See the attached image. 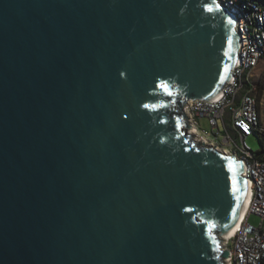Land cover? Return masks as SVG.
<instances>
[{"label": "water", "instance_id": "95a60500", "mask_svg": "<svg viewBox=\"0 0 264 264\" xmlns=\"http://www.w3.org/2000/svg\"><path fill=\"white\" fill-rule=\"evenodd\" d=\"M237 21L220 0H0V264H225L242 160L185 109L230 78Z\"/></svg>", "mask_w": 264, "mask_h": 264}, {"label": "built area", "instance_id": "2783aa9c", "mask_svg": "<svg viewBox=\"0 0 264 264\" xmlns=\"http://www.w3.org/2000/svg\"><path fill=\"white\" fill-rule=\"evenodd\" d=\"M237 17L236 58L231 76L209 99H189L187 123L199 130L196 136L208 145L242 160V175L250 182V201L240 226L221 241L229 254L225 264H264V149L253 151L246 139L264 133V98H259V68L264 61V2L220 0ZM207 118L210 130L200 127ZM219 120H222L223 130ZM190 133V128L187 129ZM206 137V138H205ZM250 213L261 218L260 225L248 222Z\"/></svg>", "mask_w": 264, "mask_h": 264}, {"label": "rangeland", "instance_id": "374dc122", "mask_svg": "<svg viewBox=\"0 0 264 264\" xmlns=\"http://www.w3.org/2000/svg\"><path fill=\"white\" fill-rule=\"evenodd\" d=\"M259 1L264 2V0H259ZM256 78L262 86L261 97L264 98V61L260 65L259 75H257ZM263 113H264V109H263ZM263 121H264V117H263ZM219 126H220V129L223 130L224 126H223L222 120H219ZM200 127L206 130H210L211 125L209 123V120L207 118H202L200 120ZM246 142L252 148L253 151H258L263 148V142L260 138V134L255 133V134L248 136L246 139ZM248 222H250L251 224L255 226H258L260 225L261 218L255 213H250L248 216Z\"/></svg>", "mask_w": 264, "mask_h": 264}, {"label": "bare ground", "instance_id": "6f19581e", "mask_svg": "<svg viewBox=\"0 0 264 264\" xmlns=\"http://www.w3.org/2000/svg\"><path fill=\"white\" fill-rule=\"evenodd\" d=\"M198 131L199 130H197V129L196 130H192L190 128V133L191 134L196 135V132H198ZM193 138H195L196 140H199V141H205V142H207V140H204V139L202 140V139H200L197 136H194ZM222 151L225 152L224 150H222ZM245 178H246L245 199H244V203H243V206L241 208L240 214H239L236 222L230 227V229H228L225 232H221V234H220L221 238H224V236H228L229 234L233 233L240 226L243 217L246 215V212H247V209H248V206H249V201H250V191H251V188H250L249 179L247 177H245Z\"/></svg>", "mask_w": 264, "mask_h": 264}, {"label": "snow or ice", "instance_id": "6c2138e0", "mask_svg": "<svg viewBox=\"0 0 264 264\" xmlns=\"http://www.w3.org/2000/svg\"><path fill=\"white\" fill-rule=\"evenodd\" d=\"M205 7H206V9L208 10V11H213L214 10V8L211 6V5H205ZM219 6H217V8H218ZM228 24H234V20L233 19H231V18H229L228 19ZM229 46H231V39H229ZM225 55H228V52H226L225 53ZM225 71L227 72V66L225 67ZM234 215H235V213H234Z\"/></svg>", "mask_w": 264, "mask_h": 264}, {"label": "trees", "instance_id": "16d2710c", "mask_svg": "<svg viewBox=\"0 0 264 264\" xmlns=\"http://www.w3.org/2000/svg\"><path fill=\"white\" fill-rule=\"evenodd\" d=\"M261 91H262V86H261V84H260V85H259V98H261ZM174 101H175L176 103H178V104H181V103H182V101L179 100L177 97L174 98ZM180 115H181V114H180ZM260 138H261V140H262V142H263V148H262V149H264V133L260 134Z\"/></svg>", "mask_w": 264, "mask_h": 264}]
</instances>
